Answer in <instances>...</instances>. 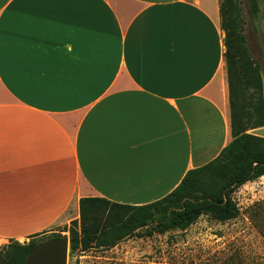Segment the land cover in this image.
I'll list each match as a JSON object with an SVG mask.
<instances>
[{"label":"crops","instance_id":"obj_1","mask_svg":"<svg viewBox=\"0 0 264 264\" xmlns=\"http://www.w3.org/2000/svg\"><path fill=\"white\" fill-rule=\"evenodd\" d=\"M223 38L218 0H0V245L69 225L81 197L157 200L214 159Z\"/></svg>","mask_w":264,"mask_h":264},{"label":"trees","instance_id":"obj_2","mask_svg":"<svg viewBox=\"0 0 264 264\" xmlns=\"http://www.w3.org/2000/svg\"><path fill=\"white\" fill-rule=\"evenodd\" d=\"M220 26L224 31L231 140L209 162L189 169L181 181L163 197L134 205L103 197L79 199L77 219L64 226L68 231L69 254L78 250L108 249L135 236L149 224L158 232L184 230L202 214L224 222L238 216L239 208L231 193L247 181L264 175V136L248 132L264 126L263 81L259 64L250 54L243 34L241 6L238 0H218ZM250 10H258L250 0ZM154 228V227H153ZM151 230L145 234L150 235ZM31 235L24 243L12 240L0 253L8 264H21L39 243ZM52 234L46 240L61 237Z\"/></svg>","mask_w":264,"mask_h":264},{"label":"rangeland","instance_id":"obj_3","mask_svg":"<svg viewBox=\"0 0 264 264\" xmlns=\"http://www.w3.org/2000/svg\"><path fill=\"white\" fill-rule=\"evenodd\" d=\"M238 1L246 45L260 66L264 97V0H256L255 15L250 0ZM255 133L264 135V128ZM231 197L239 208L233 219L220 222L202 214L184 230L164 232L149 224L108 249L68 254L67 264H264V178L239 186ZM64 226L67 224L52 226L34 240L45 241L54 233L67 237ZM148 230L150 235L145 234Z\"/></svg>","mask_w":264,"mask_h":264},{"label":"water","instance_id":"obj_4","mask_svg":"<svg viewBox=\"0 0 264 264\" xmlns=\"http://www.w3.org/2000/svg\"><path fill=\"white\" fill-rule=\"evenodd\" d=\"M79 252L80 250L77 253ZM68 254V237H54L35 245L21 264H67ZM0 264H8L1 253Z\"/></svg>","mask_w":264,"mask_h":264}]
</instances>
